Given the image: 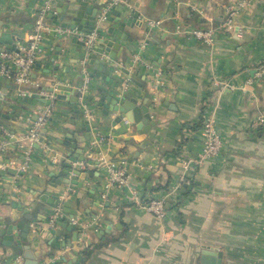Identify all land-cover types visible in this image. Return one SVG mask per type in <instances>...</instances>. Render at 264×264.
<instances>
[{
  "label": "crops",
  "instance_id": "1",
  "mask_svg": "<svg viewBox=\"0 0 264 264\" xmlns=\"http://www.w3.org/2000/svg\"><path fill=\"white\" fill-rule=\"evenodd\" d=\"M54 8L0 0V55L26 48L38 22L51 28L28 82H15L9 62V74L0 71L9 94L0 107L9 143L0 264L18 255L25 264V245L36 264H264V123H254L264 113V75H256L264 0H55ZM75 17L81 28L63 27ZM194 28L212 29V42L193 37ZM114 94L148 108L145 130L115 120ZM50 105L24 167L17 141ZM211 110L223 149L185 172ZM107 162L126 169L128 187L106 186ZM151 197L166 199L165 220L142 207ZM25 209L31 219L23 222Z\"/></svg>",
  "mask_w": 264,
  "mask_h": 264
},
{
  "label": "built area",
  "instance_id": "2",
  "mask_svg": "<svg viewBox=\"0 0 264 264\" xmlns=\"http://www.w3.org/2000/svg\"><path fill=\"white\" fill-rule=\"evenodd\" d=\"M54 2L55 0H45V7L46 9H52L53 14L56 13L54 8ZM239 6H244V3H239ZM233 13H229V16L226 20L227 24H232L233 22ZM103 19V17L101 18ZM57 28H55L56 30ZM45 30H51V28L46 25L43 22H38L33 29V32L29 36L28 45L26 48H24L22 51L18 52H9L4 51L0 55V71L2 73L9 74V71L7 69V62L15 65L17 67V71L14 73V80L18 84H23L29 81V73L30 70L34 64L36 54L39 50V41L44 36ZM60 32H62L61 29H59ZM190 34L204 42L211 43L213 39V31L212 29H205V28H194L190 31ZM97 33L93 31L92 33L88 34L84 40H86V43L88 45H93V40L96 39ZM256 75H264V63L260 64L257 67ZM52 106H47L44 109L40 110L38 114L36 115V120L33 123V125L30 127L29 131L22 135L18 142V147L24 150V164L25 167L28 164L29 159V150L32 143L37 139L38 133L41 129V127L46 123L48 120V116L51 113ZM83 110L87 116L90 118L93 117V114L91 113L90 109L87 106H83ZM255 124L259 125L264 123V113L259 114L255 121ZM201 131L204 137V142L202 148L197 152V154L194 157H187L183 161V167L185 172L190 170V167L192 165H199L203 163L205 160L210 159L212 157L218 156L223 149V141L222 136L220 133V130L217 127L216 119L214 116V111L211 110L204 116ZM102 139H99L101 141ZM8 138L6 136H0V166H1V159L6 152L8 148ZM105 170L108 175V184L106 186L110 185H117L120 187H128L130 184L129 180V174L126 171V169L122 167H115L109 162L105 163ZM181 181L188 182L186 175H182ZM177 184L175 185L170 193L176 192L178 190ZM134 194L135 191H134ZM102 197L105 196V194L101 195ZM142 207L154 214L157 218L160 220H165L167 218V203L166 199L163 197H151L147 201H145L142 204ZM59 215V210H56L54 213L50 215L49 221L53 225L55 224V220ZM15 264H23V257L21 255H18L15 258Z\"/></svg>",
  "mask_w": 264,
  "mask_h": 264
},
{
  "label": "water",
  "instance_id": "3",
  "mask_svg": "<svg viewBox=\"0 0 264 264\" xmlns=\"http://www.w3.org/2000/svg\"><path fill=\"white\" fill-rule=\"evenodd\" d=\"M52 16V14H49ZM79 20L75 17L72 21L63 23V27H69V28H75L78 29L81 28L79 25ZM95 26V19L94 17H90L89 20L85 24V28H87V32L90 33ZM16 35L17 33H13ZM110 44V41L108 42ZM94 56V55H92ZM106 72V71H105ZM108 73V72H106ZM5 96H9L7 94V91L0 88V107H2V100ZM110 101L112 103L111 110L119 111L118 115L115 117L116 121H122L123 118H126L127 122L125 123V127H129L130 125L136 126L137 129H143L145 128L142 126L143 124H148L151 122L150 120V113L148 112L147 107H133V101L130 99V97L127 96V100L121 99L119 96L114 94L113 96H110ZM4 118H8V115L2 114ZM82 159V157H81ZM67 181V179H65ZM73 182H75L73 180ZM44 199V196L42 197ZM25 215L23 222H26L27 220L31 219V215L29 214L28 209H25ZM25 231L27 232L29 229V224L26 223L24 227ZM25 235V233H23ZM25 257L27 258V261L25 264H36V260L34 257V254L32 253L31 249L28 247V245H25Z\"/></svg>",
  "mask_w": 264,
  "mask_h": 264
}]
</instances>
